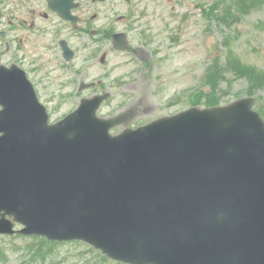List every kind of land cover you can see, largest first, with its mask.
<instances>
[{
    "label": "water",
    "instance_id": "obj_1",
    "mask_svg": "<svg viewBox=\"0 0 264 264\" xmlns=\"http://www.w3.org/2000/svg\"><path fill=\"white\" fill-rule=\"evenodd\" d=\"M28 87L1 77L0 233L83 240L130 264H264L255 97L112 134L133 113L102 118L99 97L49 124Z\"/></svg>",
    "mask_w": 264,
    "mask_h": 264
},
{
    "label": "flooded vegetation",
    "instance_id": "obj_2",
    "mask_svg": "<svg viewBox=\"0 0 264 264\" xmlns=\"http://www.w3.org/2000/svg\"><path fill=\"white\" fill-rule=\"evenodd\" d=\"M138 6L139 0H0V89L2 76L25 92L30 84L50 122L84 99L103 97L101 115L114 99L131 101L136 116L129 125L140 126L158 108L140 93V82L159 66L140 59Z\"/></svg>",
    "mask_w": 264,
    "mask_h": 264
},
{
    "label": "rangeland",
    "instance_id": "obj_3",
    "mask_svg": "<svg viewBox=\"0 0 264 264\" xmlns=\"http://www.w3.org/2000/svg\"><path fill=\"white\" fill-rule=\"evenodd\" d=\"M139 1L140 7L134 9L140 10V30L147 23L152 62L159 66L156 71L144 73L140 82V93L158 105L142 121L193 105L198 102L193 98L194 91H209L210 82L218 86L223 102L248 94L247 81L238 78L234 69L238 59L245 66L264 68V0H256L255 8L248 3L251 0ZM240 4L249 11L237 10ZM142 32L140 44L146 45ZM220 64L229 66L220 69ZM161 86L165 90L162 94ZM258 94V103L264 107V89ZM128 102L114 99L112 106L103 111L115 112ZM197 104L203 105L205 100ZM0 264L123 263L83 241L43 243L35 237L0 236Z\"/></svg>",
    "mask_w": 264,
    "mask_h": 264
},
{
    "label": "trees",
    "instance_id": "obj_4",
    "mask_svg": "<svg viewBox=\"0 0 264 264\" xmlns=\"http://www.w3.org/2000/svg\"><path fill=\"white\" fill-rule=\"evenodd\" d=\"M250 2L248 3L251 4L253 8H255V4H257L258 1L251 0ZM237 10L243 11L244 13L249 11L244 4L238 5ZM222 11L225 14L224 10ZM224 65L229 66L227 64H224ZM224 65L220 64V69L226 68ZM234 73L238 78H242L247 81V84H248L247 93L248 94H251V95L258 94L262 89H264V68H259L256 65L245 66L243 62L240 59H238V63L235 65ZM210 83H211L210 90L207 91V93L205 94V98H204L205 104L207 105L220 104L222 102L223 96L218 90L217 88L218 86L215 85L213 82H210ZM201 99L202 98L198 97L197 101L200 102ZM259 109L264 114V107L262 106V104L259 105ZM42 242L45 243L48 241H46V239H43Z\"/></svg>",
    "mask_w": 264,
    "mask_h": 264
}]
</instances>
